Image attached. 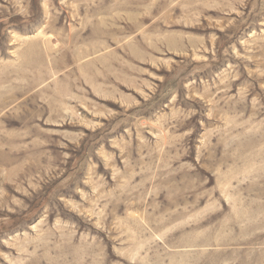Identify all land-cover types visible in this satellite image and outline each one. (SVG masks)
<instances>
[{"label":"rangeland","instance_id":"obj_1","mask_svg":"<svg viewBox=\"0 0 264 264\" xmlns=\"http://www.w3.org/2000/svg\"><path fill=\"white\" fill-rule=\"evenodd\" d=\"M0 264H264V0H0Z\"/></svg>","mask_w":264,"mask_h":264}]
</instances>
